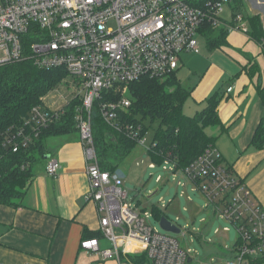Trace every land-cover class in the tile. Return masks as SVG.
<instances>
[{"label": "built area", "instance_id": "1", "mask_svg": "<svg viewBox=\"0 0 264 264\" xmlns=\"http://www.w3.org/2000/svg\"><path fill=\"white\" fill-rule=\"evenodd\" d=\"M234 1L0 0V66L30 58L41 69H64L80 89L73 98L81 101L75 122L89 182L87 198L100 214L102 235L113 244L112 249L100 250L97 238L85 239L80 243L82 250L99 253L102 258L115 256L117 264H122V255L142 253L149 264H187L193 260L172 234L147 223V213L126 204L127 192L118 170H102L92 112L103 97L127 89L143 77L164 79L174 73L182 63V53L199 52L195 36H205L207 27L223 25L227 32L247 34L240 13L232 10L228 24L221 18L223 7ZM130 106L131 100L121 96L117 101L102 102L99 111L106 124L144 146L142 126L123 124L119 117L118 111ZM63 108H34L26 121L28 127L16 130L13 137L4 136L0 148L15 153L28 147L43 128L58 119ZM151 147L152 143L147 151ZM155 166L149 164L150 168ZM59 167L56 159H50L45 172L54 176ZM161 167L176 173L175 164L168 159ZM181 173L237 232L226 264H252L264 256V209L222 163L220 152L215 148L205 151Z\"/></svg>", "mask_w": 264, "mask_h": 264}, {"label": "crops", "instance_id": "2", "mask_svg": "<svg viewBox=\"0 0 264 264\" xmlns=\"http://www.w3.org/2000/svg\"><path fill=\"white\" fill-rule=\"evenodd\" d=\"M229 7L243 10L247 19L257 16L264 30V0H235ZM226 41L237 70L229 74L226 85L212 91L223 74L210 68L192 96L197 103L221 96L217 110L222 127H217L220 135L214 148L264 209V150L251 145L255 129L264 124V103L258 94V88H264V51L248 34L228 32ZM46 150L48 158L35 168L17 205L0 206V263L117 264L115 256L102 258L80 248L81 241L91 238L98 239L100 250L112 249L113 244L102 235L100 214L87 198L89 182L77 133L48 139ZM50 159L60 164L54 176L45 172Z\"/></svg>", "mask_w": 264, "mask_h": 264}, {"label": "trees", "instance_id": "3", "mask_svg": "<svg viewBox=\"0 0 264 264\" xmlns=\"http://www.w3.org/2000/svg\"><path fill=\"white\" fill-rule=\"evenodd\" d=\"M247 20L250 25L248 36L264 51V30L260 19L255 16ZM204 34L209 50L229 46L226 41L228 32L223 25L207 27ZM68 75L62 68L41 69L30 58L0 66V141L6 135L13 137L20 128L26 129V121L32 110L44 106V97L57 89ZM73 81L77 82L74 78ZM128 90L131 106L118 111L119 117L123 124L141 125L142 136L146 133L144 120L159 121V129L151 142L153 147L147 151L151 162L157 166H162L168 159L175 164L176 173L181 172L205 151L215 147L217 138L208 136L205 129L222 127L217 110L221 96L215 94L209 97L206 106L195 116L189 117L183 114L182 107L190 92L182 86L175 72L164 79L143 77L131 83ZM258 94L264 103V88H258ZM113 97L115 99L111 100L114 101L120 98L117 95ZM106 100L103 97L96 102L92 112V128L100 167L113 173L138 144L102 120L99 106ZM80 105L78 97L71 99L58 119L43 128L28 147L15 153L0 148V206L17 205L24 187L35 174V168L48 154V139L77 133L75 115ZM251 145L257 150H264V124L255 129ZM154 215L157 222L162 216L167 218L162 213L155 212ZM121 260L132 264H149L143 253L122 256ZM252 264L262 262L259 258Z\"/></svg>", "mask_w": 264, "mask_h": 264}, {"label": "rangeland", "instance_id": "4", "mask_svg": "<svg viewBox=\"0 0 264 264\" xmlns=\"http://www.w3.org/2000/svg\"><path fill=\"white\" fill-rule=\"evenodd\" d=\"M242 11L239 13L245 22V29L249 31L247 16ZM221 18L226 24L231 23L232 11L228 5L223 7ZM195 38L200 52L182 53L180 56L182 63L175 71L182 86L190 92L182 107L183 114L189 117L195 116L205 107V102L197 103L192 96L194 88L204 81L203 75L210 68L223 74L213 86L212 91H215L222 83L226 85L229 74L238 68L227 52V48L231 49L230 46L210 51L206 47L205 36L196 35ZM72 82V76L68 75L57 89L46 95L43 99L45 108L61 109L66 101L78 95L80 89ZM114 95L128 97L131 100L128 88H121ZM105 98L115 99L113 95ZM143 125L146 127L144 146L138 144L118 165V171L123 177V188L127 192L126 204L139 213H147V223L159 231L154 213L167 216L168 220L181 230L179 235L173 237L181 248L189 250L193 261L187 264H226V259L237 241L235 228L215 212L214 204H208L200 190L181 172L173 173L157 165L154 169L149 167L151 158L147 150L160 124L157 120L151 122L150 119H146ZM205 133L217 138L220 129L207 127ZM158 176L162 178L159 182L156 180ZM155 189H158V192L148 197ZM216 204H220L219 201H216ZM224 228L229 231H225ZM260 261L264 264V256L260 257Z\"/></svg>", "mask_w": 264, "mask_h": 264}, {"label": "water", "instance_id": "5", "mask_svg": "<svg viewBox=\"0 0 264 264\" xmlns=\"http://www.w3.org/2000/svg\"><path fill=\"white\" fill-rule=\"evenodd\" d=\"M45 158H48V156ZM157 191L158 189H155V191H153L148 197H152ZM158 226L160 230L165 233H169L172 235H179L181 233V230L164 216L160 217L158 221ZM188 262H190V260H188Z\"/></svg>", "mask_w": 264, "mask_h": 264}]
</instances>
